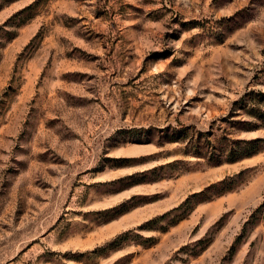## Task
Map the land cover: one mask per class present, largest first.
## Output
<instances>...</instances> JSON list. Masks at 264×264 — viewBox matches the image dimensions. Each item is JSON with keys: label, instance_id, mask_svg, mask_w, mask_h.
Instances as JSON below:
<instances>
[{"label": "rangeland", "instance_id": "1", "mask_svg": "<svg viewBox=\"0 0 264 264\" xmlns=\"http://www.w3.org/2000/svg\"><path fill=\"white\" fill-rule=\"evenodd\" d=\"M252 91L264 0H0V264H264Z\"/></svg>", "mask_w": 264, "mask_h": 264}, {"label": "trees", "instance_id": "2", "mask_svg": "<svg viewBox=\"0 0 264 264\" xmlns=\"http://www.w3.org/2000/svg\"><path fill=\"white\" fill-rule=\"evenodd\" d=\"M252 97L256 98L258 103L256 102L250 103ZM239 101H241L240 108H244L247 113L257 117L262 123H264V92L262 91L249 92L248 95L246 96L244 95ZM263 149H264V137H255L252 139L237 140L234 146V153L238 154L237 156H246V155L250 156ZM161 167H164V165H162ZM156 170L157 168H154L152 171H156Z\"/></svg>", "mask_w": 264, "mask_h": 264}]
</instances>
